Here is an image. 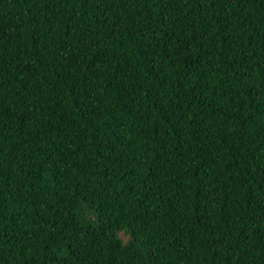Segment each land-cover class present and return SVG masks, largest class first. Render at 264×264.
<instances>
[{
  "label": "trees",
  "instance_id": "trees-1",
  "mask_svg": "<svg viewBox=\"0 0 264 264\" xmlns=\"http://www.w3.org/2000/svg\"><path fill=\"white\" fill-rule=\"evenodd\" d=\"M0 264H264V0H0Z\"/></svg>",
  "mask_w": 264,
  "mask_h": 264
}]
</instances>
